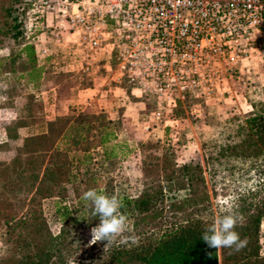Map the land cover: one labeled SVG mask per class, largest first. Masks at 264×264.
<instances>
[{"label": "rangeland", "instance_id": "374dc122", "mask_svg": "<svg viewBox=\"0 0 264 264\" xmlns=\"http://www.w3.org/2000/svg\"><path fill=\"white\" fill-rule=\"evenodd\" d=\"M22 19L26 21V11ZM45 36L49 40L47 33ZM16 50L9 40L0 38L2 71L10 70L5 55L12 56ZM17 59L13 67L24 71L23 58ZM68 59L66 51L58 52L52 58L37 59L43 66L35 87L26 85L18 73L0 77V109H3L0 111V199L12 204H17L19 196L22 199L21 192L26 186L27 177L36 172L37 166L35 161H25L22 140L26 136L44 134L49 128L55 148L63 151L68 162V180L59 189L55 188L50 197L41 199L40 207L46 228L52 235L64 229L67 242L66 250L63 251L65 262L77 264L84 260L102 264L110 247H129L147 237H156L174 222L166 206L187 197L186 182L180 177L161 180L159 177L162 173L158 168L145 171L140 144L149 143L151 149L156 150L157 165L161 158H165L169 167L188 163L201 167L213 221L222 212L221 201L228 200L234 208L243 204L256 205L263 196L264 167L262 173L257 172L233 156L223 158L219 166L214 165L212 168L205 163L208 154L213 155L219 147L234 144L240 139L238 127L241 121L250 114L251 104L261 99L264 65L242 68L231 77L228 85L235 97L224 100L177 99L173 113L162 115L161 121L154 124L150 116V111L156 108L153 98L145 95L136 99L129 92H122L121 89L128 87L126 83L118 85L104 82L107 78L104 69H100L95 76L78 74ZM74 88H80L78 91L96 88L104 94L101 92V97L91 99L90 92L84 93L85 102L82 106L86 107L80 112L72 102L74 98H70L71 89ZM14 92L19 93V99L11 104L5 98L12 97ZM102 104L112 107L110 114L100 108ZM194 109L199 110V115L191 113ZM97 116L106 118L116 133L118 146L112 151L114 156L108 160L99 158L98 151H90L89 148L95 143L94 139H90L92 132L85 133L83 126L71 123L74 119ZM67 124H71L76 131L67 140H57L56 134ZM145 125L149 126L147 131L142 129ZM82 132L85 133V140L80 136L84 134ZM5 135H8V140ZM32 148L35 145L29 143L28 150ZM89 151L96 160L85 164L81 158L86 152L90 157ZM146 176L155 180L161 188L163 217L142 219L122 206L120 212L128 218L127 230L110 244L106 241L90 243V230L99 224V217L92 215L90 202L83 199L84 193L94 189L124 202L136 198L142 192L149 180ZM48 185L53 186L52 183ZM58 208H66L64 217L62 211H57ZM4 229L1 225L0 252ZM260 254L264 256V252L260 251ZM64 261L60 264H64Z\"/></svg>", "mask_w": 264, "mask_h": 264}, {"label": "trees", "instance_id": "16d2710c", "mask_svg": "<svg viewBox=\"0 0 264 264\" xmlns=\"http://www.w3.org/2000/svg\"><path fill=\"white\" fill-rule=\"evenodd\" d=\"M33 1L8 0L3 3L0 0V38L9 40L17 49L12 56L5 55L10 70L2 71L0 68V77L18 73L19 78L31 87H35L39 81L43 66L35 57L31 30L22 19L23 13L29 9ZM19 57L23 58V67H26L24 71H18L13 67ZM109 63L114 65L115 59L112 58ZM125 83L128 87L121 90L123 93H128L131 85L126 80L119 85ZM78 90L80 88L71 89L70 98H74ZM18 94L14 92L12 97L5 99L12 104V101L19 99ZM99 113L103 115L102 112ZM71 123L83 126L85 133L92 132L90 139H94L95 143L89 149L92 152L98 151L99 158L108 160L114 156L112 151L118 146L116 133L106 118L102 116L79 118ZM238 129L240 139L234 144L219 147L213 155L208 154L205 164L212 168L214 165L219 166L223 158L233 156L262 173L264 88L261 91V99L251 104L250 114L241 121ZM73 131L76 130L71 124L63 125L56 134L57 140H67ZM85 133L80 134L84 140ZM5 137L8 140V135ZM51 138L52 133L50 134V129L47 128L44 134L26 136L22 140L21 145L24 150L22 155L26 156L27 163L37 162L36 172L28 175L26 186L21 192L22 199L19 196L17 204L0 199V227L1 225L5 227L1 242L0 264H60L65 260L63 251L66 250L67 242L64 229L52 235L46 228L40 207L41 199L50 197L55 188L59 189L68 180L66 168L68 162L62 154L63 151L55 148ZM29 143L34 144L35 148L28 150ZM139 147L145 171L158 168L162 173L158 177L164 181L176 177L183 178L188 195L166 206L167 212L171 213L170 217L174 219L167 230L129 247H110L102 264H264L259 243L260 227L264 221V184L263 196L256 205L243 204L233 208V211L242 218L234 230L240 234L241 239L247 240L246 246L240 251L232 248H209L201 237L214 221L209 213L201 167L190 163L180 167H169L165 158H161L157 165V152L151 149V144H140ZM150 149L151 154H149ZM87 154L88 152L81 158L85 164L96 160L91 157V153L90 157ZM147 179L149 180L142 192L136 198L122 202V206L142 219L161 218L164 211L161 188L155 180H150L148 177ZM49 183L53 186L49 187ZM58 210L62 211L63 217L66 215V208H58ZM224 214L226 213L220 212L218 216ZM64 264L68 263L64 261ZM77 264H92V262L83 260Z\"/></svg>", "mask_w": 264, "mask_h": 264}, {"label": "built area", "instance_id": "2783aa9c", "mask_svg": "<svg viewBox=\"0 0 264 264\" xmlns=\"http://www.w3.org/2000/svg\"><path fill=\"white\" fill-rule=\"evenodd\" d=\"M25 23L36 59L66 51L78 74L126 80L154 124L177 99L235 97L231 77L264 65V0H34Z\"/></svg>", "mask_w": 264, "mask_h": 264}, {"label": "clouds", "instance_id": "9594fccd", "mask_svg": "<svg viewBox=\"0 0 264 264\" xmlns=\"http://www.w3.org/2000/svg\"><path fill=\"white\" fill-rule=\"evenodd\" d=\"M83 199L90 202L92 215L99 217V224L90 230V243L106 241L110 244L127 230L128 218L120 212L122 202L117 197H109L91 189L84 193ZM220 205L221 211L226 214L217 216L201 238L209 248L240 251L246 246L247 240L241 239L234 229L242 218L233 211V205L228 200L221 201Z\"/></svg>", "mask_w": 264, "mask_h": 264}, {"label": "crops", "instance_id": "0c3cea01", "mask_svg": "<svg viewBox=\"0 0 264 264\" xmlns=\"http://www.w3.org/2000/svg\"><path fill=\"white\" fill-rule=\"evenodd\" d=\"M252 66H256V64L255 65H252ZM87 92H90L91 93V99H93L92 97H94V98H97L98 96L99 97H101V92H103V91H99L98 89H96V88H87V89H84V90H82V91H78V93L75 95V97H74V99H73V101L72 102H74V104L76 105V107L77 108H79V111L80 112H83L84 111V109H85V107L86 106H82V103L83 102H85V98H83V97H85V96H83V95H85L84 93H87ZM103 94H104V92H103ZM79 106V107H78ZM105 113H108V114H110L111 112H109V111H111L110 109L112 108L111 106H109V105H107V104H102V106L100 107ZM3 109H0V111H2ZM7 110V109H6ZM8 110H12V109H8ZM125 113H126V111L125 112H123V115H125ZM1 114H2V112H1ZM128 115V114H127ZM262 228H264V222H262L261 223V227H260V239H259V243H260V247H261V249H260V251L261 252H264L263 251V248H264V240H263V238H264V235H262Z\"/></svg>", "mask_w": 264, "mask_h": 264}]
</instances>
